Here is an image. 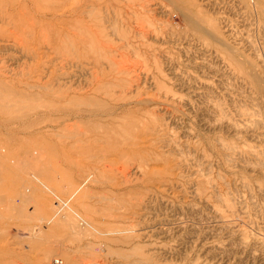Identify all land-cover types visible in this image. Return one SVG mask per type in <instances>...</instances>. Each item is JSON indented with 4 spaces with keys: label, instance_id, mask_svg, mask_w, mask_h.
Instances as JSON below:
<instances>
[{
    "label": "rangeland",
    "instance_id": "1",
    "mask_svg": "<svg viewBox=\"0 0 264 264\" xmlns=\"http://www.w3.org/2000/svg\"><path fill=\"white\" fill-rule=\"evenodd\" d=\"M0 264H264V0H0Z\"/></svg>",
    "mask_w": 264,
    "mask_h": 264
}]
</instances>
